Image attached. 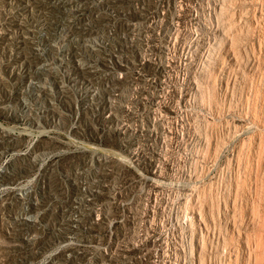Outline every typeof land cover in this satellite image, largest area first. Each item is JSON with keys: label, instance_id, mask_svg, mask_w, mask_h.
Segmentation results:
<instances>
[{"label": "rangeland", "instance_id": "obj_1", "mask_svg": "<svg viewBox=\"0 0 264 264\" xmlns=\"http://www.w3.org/2000/svg\"><path fill=\"white\" fill-rule=\"evenodd\" d=\"M178 8L196 35L176 39L168 66L142 65L133 22ZM114 63L160 79L145 108L157 134L119 129L100 76ZM151 183L140 220L167 233L128 264H264V0H0V264H117L139 220L128 200Z\"/></svg>", "mask_w": 264, "mask_h": 264}, {"label": "bare ground", "instance_id": "obj_2", "mask_svg": "<svg viewBox=\"0 0 264 264\" xmlns=\"http://www.w3.org/2000/svg\"><path fill=\"white\" fill-rule=\"evenodd\" d=\"M181 13L182 12L179 11V8L178 9H172L168 13L167 12L165 14L157 13V14H154L153 17L150 18V19L145 17V18L137 19L135 22H133V30H134L133 37L136 40L140 41V43H142V45H143V46H141V50L142 51L139 52L141 54L142 65L145 64L146 61L155 60V62H157L158 64H162V65L168 66L169 65V59H170L168 57V53L171 52L174 49L175 46H177V45H175L176 39L179 38L180 35H183V36L187 37L189 40H191V38H193L194 35H196V32L194 33L195 30L192 32V30H190V28L188 29L187 26H186L187 28L184 27V26L180 27L179 22H180V18H181V16H180ZM205 27L201 26L202 33L205 32V30H206ZM196 38H198V37L196 36ZM98 42H99V37L98 36H93V37L87 39V46H89L91 48H94ZM204 44L205 43H202L200 45L203 46ZM182 47H183V45H182ZM187 47L190 49L189 46H187ZM196 54H197V52H196ZM82 65H83V63H82ZM45 66H46L47 70H54V69L60 70L61 66H62V63H60L58 61H55V60H51V62H46ZM187 69H188V66H187V68L185 70V71L188 72ZM131 73H135L134 69H132V67L128 66V67H125V68H120L115 63L110 68L106 69L104 73H100V76H102V75L105 76V78H107L108 82H109L108 86L104 88L107 91V93H108V104H109V107L111 108V111L113 113V116H114V118H115V120L117 122V125H118L119 129L128 133L130 141L137 140V138L139 136H142V135H146V134L154 135V134H157L156 131H155L157 129L156 128V119L157 118L155 116H153L152 114H150V111H149V113L146 112L145 108L149 107L150 104L160 102V97H159L158 94H156L157 88H158V86L160 84L159 83L160 79L158 80L154 76L149 75V74H145V73H143V74L142 73L131 74ZM165 84H167V83L165 82ZM30 86H31V84H30ZM151 143H153V142H151ZM132 144L134 146H136L135 148L133 147L132 151H134L135 149H137V147H139L135 143H132ZM143 145L151 146L149 148L148 147H142V148L143 149H150L151 153H152V151L154 152V150H152L153 146L151 144L144 143ZM119 166L120 167L117 166V167H114V169H112L113 181H111L112 183L109 186L107 196L98 205L100 210L103 213H106V214H107V212H110V210L112 208L111 206L113 205L112 203H114V201L119 200V198L120 199L123 198L122 192L120 191V188H119V181H120L121 177L123 176V167H122L121 164ZM170 172L171 171H169V173ZM159 173H161V172L159 171ZM174 174H175V172H174ZM178 181H181V180H178ZM153 185L156 186L157 184L154 183ZM151 186H152V183L147 185V186H143V188L141 189L140 193H138L137 195H132L129 198V200H128V202L132 203V204L130 205L131 209H130V211H129V213L127 215L131 216L133 218L137 217V219H139V220L136 221L135 223L133 222V224L131 226V229L133 230V232L131 234H128V237H122L120 240H118L117 246L115 248V253H114V256H115L117 264H128L130 261H132V259L135 258L134 254L132 252L135 251V250H139L140 249V251L143 254V256L146 253L150 252L151 248H148V245H147V247L146 246L142 247V246L146 242V240L148 239L149 234L151 232H153L154 230L158 231V233H159V235H161V237L165 236V234L167 233V230H166L167 226L166 225H168V224L165 225L164 223H160V221H159L160 224L154 226V224L152 222H146L145 220H143V221L140 220L150 210V207L148 208L147 203L143 199H145L147 201L149 199H151V195H152L151 193H153V190H152ZM165 188H166V186H165ZM77 206H79V205H77ZM153 210H155L154 207H153ZM106 221H107V219H106ZM165 222H166V220H165ZM124 223H125V221H124ZM155 223H156V221H155ZM168 232H169V230H168ZM158 237L156 239H159ZM172 239H170V241H169L170 242V246H169V248H167L168 250L165 249V251L167 250L165 252V254L162 252L163 255H165L163 257H165L166 260H168L169 262L178 259L180 251L182 250L181 247L179 248L178 245H176L175 243H173V241H171ZM260 243H262V242L260 241ZM257 244H258V241H257ZM261 248H262V246H261ZM261 252H263V251H261ZM97 254H99V253H97ZM156 254H157V252H156ZM153 255H152V257H153ZM98 256H100V255H98ZM263 257H264V255H263ZM263 257H261V258H263ZM90 259H91V257H90ZM175 262H177V261H175ZM173 263H174V261H173Z\"/></svg>", "mask_w": 264, "mask_h": 264}]
</instances>
